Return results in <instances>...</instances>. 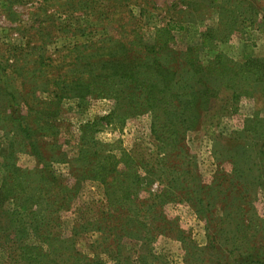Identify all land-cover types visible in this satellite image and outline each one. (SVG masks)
Instances as JSON below:
<instances>
[{
    "label": "rangeland",
    "instance_id": "374dc122",
    "mask_svg": "<svg viewBox=\"0 0 264 264\" xmlns=\"http://www.w3.org/2000/svg\"><path fill=\"white\" fill-rule=\"evenodd\" d=\"M169 23L185 26L170 54L195 48L205 66L217 56L264 58V0H0V186L15 173L23 223L62 224L38 234L47 244L31 264H264V165L233 145L246 120H264V83L247 80L250 95L234 104L220 80L209 81L221 93L180 135L160 127L158 111L113 114L110 99L81 104L74 93L98 89L87 77L99 59L115 52L140 61L141 44L160 50L155 41ZM43 56L54 60L53 73L41 75ZM180 71L187 78L193 69ZM189 101L169 98L172 108ZM110 157L119 164L107 169L116 190L96 176ZM44 165L66 188L49 194ZM28 255L15 262L0 244V264H30Z\"/></svg>",
    "mask_w": 264,
    "mask_h": 264
},
{
    "label": "trees",
    "instance_id": "16d2710c",
    "mask_svg": "<svg viewBox=\"0 0 264 264\" xmlns=\"http://www.w3.org/2000/svg\"><path fill=\"white\" fill-rule=\"evenodd\" d=\"M184 29L185 26L182 24H167L161 30L162 37L160 38L163 41H155L158 43L163 42L162 48L157 50V43L153 45L141 44L138 54H141L140 57H143V59L140 61L132 59L125 61L115 52L109 58L111 61L107 63H102L99 59L95 64L97 66L96 70L89 69V76L87 77L89 84H97L98 89L91 92L87 89L88 86H85L77 89L78 92L74 91L76 97L81 99L79 103L83 104L93 97H102L110 99L114 103L113 114L120 107L126 113L136 116L150 114L154 117L158 114V111L161 116L158 120L162 121L160 127L171 126L172 131L176 135H180V133L193 131L197 128L203 113L208 112V108H201V106L207 105L213 98L216 100V96L221 93L220 88L208 87L207 83L209 81L214 83L220 80V86L229 89V95L234 100V104L239 103L242 97L250 95L243 88V84L247 80H253L249 83L250 85L264 83V58H252L239 63L229 60L225 56H217L213 60H208L205 66L200 58L198 59L197 49L195 48L177 50L170 54L167 47L168 44L175 45L173 33ZM215 31L209 29L203 38L210 41ZM204 43L201 44L202 47L208 46ZM89 44L93 45V43ZM85 47L88 48V46ZM162 57L166 60L164 66L167 69L162 68L160 64ZM40 59L41 75L53 73L57 68L54 67L55 63L51 57L43 56ZM90 65L89 63L88 67ZM182 66L187 68L188 72L193 69L192 75L184 72L188 77H182L180 75ZM213 69L216 70L212 71ZM3 87L5 91L3 93L6 94L4 84ZM259 87L261 88V86ZM262 90L264 91V87H262ZM50 93L54 95V92ZM57 94L59 96L66 95L68 92L62 90ZM169 98L178 101L190 99V101L182 106L172 108L173 105L169 104ZM17 114L14 121L19 124V127L25 126L22 117L19 116L20 112H17ZM51 118L56 119L57 117L51 116ZM155 127L156 123L152 125L153 131H155ZM24 132L27 133V130H24ZM27 135L29 134L27 133ZM235 135L237 137L233 141V145L237 146L239 150H243L244 155L250 152V156L255 155L258 168L264 165V120L258 118L246 120L244 128ZM245 136H250V141L246 140ZM29 146L31 152L36 155L39 149L36 148L35 143L30 141ZM36 157L39 164L40 161H44L40 155L37 154ZM88 158L91 159L89 152L86 154V159ZM115 162L117 160L110 157L96 176L101 184L105 186L113 185L116 190L117 184L115 185L116 182L112 179L111 174L107 172L108 168H110L109 171H112L113 168L115 170V167L119 165ZM118 163L120 162L118 161ZM3 167L0 165V168ZM14 171L19 172V170ZM14 174L9 176L6 174L7 182L0 186V244L6 245L10 254H15V262L26 261L25 251L28 252V262L31 264L36 247L47 244L43 235L38 234H45L46 231L55 230L56 228L61 229L62 224H58V219L51 220V224H48L42 222L39 218H32L33 223L31 224L22 222L24 221L22 213L24 214L28 209L26 204H20L17 201L20 196ZM42 174L44 177L41 182L45 181L48 184L50 187L49 194L54 195L66 188V180L52 174L47 165H44ZM110 191L112 190L106 191L105 196H110ZM43 192L45 193V190Z\"/></svg>",
    "mask_w": 264,
    "mask_h": 264
}]
</instances>
